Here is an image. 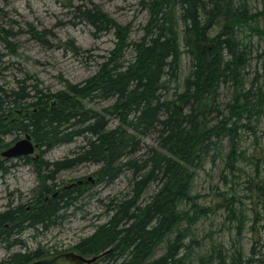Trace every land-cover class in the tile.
I'll return each instance as SVG.
<instances>
[{"label":"trees","instance_id":"16d2710c","mask_svg":"<svg viewBox=\"0 0 264 264\" xmlns=\"http://www.w3.org/2000/svg\"><path fill=\"white\" fill-rule=\"evenodd\" d=\"M262 1V10L253 11L249 0H149L150 21L138 39L132 38V25L117 23L99 6L78 5L73 12L81 22L97 35L113 32L116 41L95 72L57 91L29 73L15 87L4 86L9 65L0 51V152L18 141V134H29L41 156L21 158L42 182L34 198L0 213V242L27 228L49 230L62 223L85 187L63 186L60 175L94 164L100 166L97 183L109 186L129 174L127 187L107 204L110 218L73 249L87 257L102 255L96 264H190L192 250L181 226L194 220L191 210L198 208L191 195L196 171L219 157L229 171L239 170L237 164L247 158L242 132L251 130L258 138L253 123L264 115ZM29 33L45 42L54 36L31 25ZM17 35L0 24V41L15 57L20 56ZM65 44L81 51L73 40ZM184 58L189 61L186 76ZM222 90L229 93L225 101ZM13 133L15 139L5 141ZM76 140L82 143L72 156L52 162L44 158ZM9 161L0 157V172L7 171ZM257 172L258 181L250 179L248 190L262 198L259 164ZM230 202L236 212L234 200ZM161 243L164 252L156 256ZM234 248L231 256L214 249L199 263L264 264V252L256 245L247 258L240 247ZM48 254L39 248L9 264H27Z\"/></svg>","mask_w":264,"mask_h":264},{"label":"rangeland","instance_id":"374dc122","mask_svg":"<svg viewBox=\"0 0 264 264\" xmlns=\"http://www.w3.org/2000/svg\"><path fill=\"white\" fill-rule=\"evenodd\" d=\"M90 3L99 6L117 23L132 25L133 39H138L144 33L143 28L150 21L149 0H0V9L4 13L0 15V24L18 31L14 43L20 53L19 57L10 55L0 41V51L7 55L5 61L9 65L1 83L13 88L18 79L29 73L38 78L43 87L57 91L63 89L66 83L82 82L95 72L100 57L114 48L116 37L113 32L97 35L92 26L75 16L74 7ZM249 7L253 11L262 10L263 1L249 0ZM30 25L38 30H50L54 36L49 37L47 42L37 40L29 33ZM69 40H73L81 51L75 53L70 50L65 44ZM254 42L259 43L257 38ZM188 73L189 61L184 58L183 76ZM228 95L227 90H222L223 101L228 99ZM253 125L258 138L256 141L251 130L242 132L241 148L247 158L237 164L239 170L229 171L225 160L219 157L206 160L196 171L191 195L196 198L198 208L191 210L194 220L181 226L187 230L185 244L192 250L188 252L190 264H200L199 258L210 255L214 249L224 250L231 256L234 247H240L245 258L250 257L253 245H256L258 252H264L261 247L264 245V197L258 198L256 192L248 190L250 179L258 181L257 164L259 178L264 179V115ZM16 135H8L5 141H12ZM18 136L21 140L26 134ZM147 142L154 144V139L149 138ZM81 143V140H76L72 144L55 147L44 158L52 162L70 157ZM40 156V149L32 155L35 159ZM254 157L260 161L257 162ZM5 165L7 171L0 172V213L10 205L27 203L42 186L35 168L26 164L23 158L13 159ZM99 167L83 164L63 172L58 180L61 185L81 184L85 187L77 207L69 209L65 220L49 230L27 228L21 236L12 235L9 241L0 242V264H9L17 255L30 254L39 248L49 251L47 257L67 253L81 255L73 246L92 235L98 225L110 218L107 204L127 187L129 174L121 176L109 186L97 183L95 172ZM231 199L235 202L233 207L236 212L231 210ZM242 221L243 227L240 229ZM16 239L20 243H16ZM164 249L165 245L161 243L156 248V256L161 255ZM186 252L184 249L182 254ZM82 256L87 261L80 264H96L102 257Z\"/></svg>","mask_w":264,"mask_h":264},{"label":"water","instance_id":"95a60500","mask_svg":"<svg viewBox=\"0 0 264 264\" xmlns=\"http://www.w3.org/2000/svg\"><path fill=\"white\" fill-rule=\"evenodd\" d=\"M39 148L38 144H35L29 134L16 141L11 147L7 148L1 153V156L6 159H16L25 156H32ZM82 255L76 253H67L58 256L43 257L27 264H80L85 262Z\"/></svg>","mask_w":264,"mask_h":264},{"label":"flooded vegetation","instance_id":"af4514ba","mask_svg":"<svg viewBox=\"0 0 264 264\" xmlns=\"http://www.w3.org/2000/svg\"><path fill=\"white\" fill-rule=\"evenodd\" d=\"M18 159V158H17ZM10 161H12L13 159H9Z\"/></svg>","mask_w":264,"mask_h":264}]
</instances>
